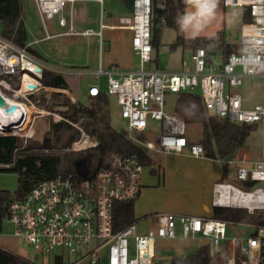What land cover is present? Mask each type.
Wrapping results in <instances>:
<instances>
[{"label":"built area","instance_id":"obj_1","mask_svg":"<svg viewBox=\"0 0 264 264\" xmlns=\"http://www.w3.org/2000/svg\"><path fill=\"white\" fill-rule=\"evenodd\" d=\"M31 1L44 28L43 39L54 36L49 34L46 24L55 21L61 28L68 25L67 31L57 35L95 36L100 49L104 50L102 31L105 27L102 23L98 31L74 32L73 4L77 0ZM98 2L102 3V0ZM222 3L225 8L247 7L249 10L252 20L240 26L239 51L213 62L207 59L204 49L197 48L191 57L192 69L180 73L143 70L144 65L151 62L152 55V0H131L130 15L118 18L119 27L131 32V48L139 60L140 70L106 72L105 94L115 97L131 142L133 133L147 134L152 125H156V142L134 143L138 147L159 154L186 152L194 158H206L201 144L188 141L184 121L173 112L165 111L166 93L196 92L208 116L231 124L260 126L264 139V103L245 107L237 90L248 80L252 90L258 88L264 101V0H222ZM43 70L27 47H17L0 36V97L4 101L1 108L10 116L19 112L16 120L0 121V130L6 127L9 130L0 131V136L27 139L32 135L34 121L48 114L37 109L29 99L38 90L67 94L60 89L43 87ZM102 73V69L96 72L97 75ZM101 94L95 85L87 88V98L93 101ZM69 99L74 102L70 95ZM11 107L14 109L8 111ZM79 130L81 136L71 149L95 146L92 137L88 144H78L89 137ZM225 163L235 167L234 178L243 183V188L225 182L213 184L212 204L243 209L248 215L255 216L252 221L232 222L213 217L156 213L145 217V220H154V224L142 232L137 229L140 221L115 231V204L137 199L145 168L138 155L116 153L93 179L75 180L66 175L39 183L21 200L8 203L0 226L8 222L13 237L41 255L60 250V253L65 251L76 256V262L87 261L88 264H99L101 255L105 264H153L156 240L176 239L177 227L182 239H207L211 260L222 259V264H264V157L250 166H246L245 157L238 156ZM240 225L249 228L250 232L243 236H227V228Z\"/></svg>","mask_w":264,"mask_h":264},{"label":"trees","instance_id":"obj_2","mask_svg":"<svg viewBox=\"0 0 264 264\" xmlns=\"http://www.w3.org/2000/svg\"><path fill=\"white\" fill-rule=\"evenodd\" d=\"M183 9V0H163L160 9L153 6L152 0L150 41L152 51L153 49L157 51L163 27L175 31V42L172 47L177 45L184 47L186 41L183 35L179 34L175 24L177 14ZM251 20L248 8L242 7L241 23H249ZM0 36L17 47H27L31 55L35 54L30 45L27 46L30 41L23 22L20 0H0ZM187 43L196 49H204L207 59L218 53L225 59L230 53L239 51L238 42H226L223 31L210 37L190 39ZM41 84L43 87L66 90L64 77L52 71L43 70ZM174 95L173 113L185 124H201V138L197 143L202 145L206 158L221 162L222 177H226L228 166L225 161L235 150L242 147L245 138L256 130V126L231 124L216 116H208L196 92ZM29 99L36 107L59 113L63 119L49 123L41 143L37 146L30 142L29 147H24L22 138L17 136H0V172L16 175L14 193L0 190V222L6 215L8 203L21 200L39 183L66 175H71L75 180L93 179L113 154L134 153L140 157L144 166L155 165L146 149L138 147L110 125L103 114L104 108H101L104 109L101 114L81 102L72 103L64 93L44 89L38 90ZM92 102L95 106L104 107L108 104V99L105 94H101ZM72 124H77L87 136L94 138L95 146L68 150L72 142L81 136L80 130ZM159 170L160 166L157 164V169L152 168L150 173L158 176ZM134 203L135 200L115 204L113 211L115 231L137 221L134 216ZM211 217L232 222L253 220V217L243 209L217 206L212 207ZM0 264L37 263L0 247ZM49 264H63V261L61 257H55ZM153 264H211V258L208 254V245H201L194 253L183 257L174 256L165 263L155 260ZM218 264H222L221 261Z\"/></svg>","mask_w":264,"mask_h":264},{"label":"rangeland","instance_id":"obj_3","mask_svg":"<svg viewBox=\"0 0 264 264\" xmlns=\"http://www.w3.org/2000/svg\"><path fill=\"white\" fill-rule=\"evenodd\" d=\"M111 0H103L102 3L95 2L94 0H77L73 4V23L72 27L74 32L80 33L85 30L97 31L100 28V24L107 25ZM22 6L23 22L26 27V31L31 42L30 47L34 50V53L38 60L45 62L55 72L61 74L66 82V90L69 92L70 97L76 102H81L90 109H94L97 112H102L106 116L110 125L117 130L121 135L128 137V130L125 121L120 116L119 106L116 99L112 95H107L108 104L106 106H95L93 99L87 98L86 92L89 85H95L104 93L107 92V75L103 74L99 77V80H94L89 71L98 68V63L101 55V49L99 46L98 38L95 36H82L76 35H57L62 34L68 30V25L65 28H61L55 21L47 22L46 28L49 34L54 35L50 38L43 39L44 28L39 16L36 13L34 4L31 0H20ZM163 0H156L153 3L156 8H162ZM241 10L240 7H227L226 12L230 15L231 28L226 30V37L229 41H239V32L241 24ZM67 17V14H65ZM112 16H116L112 14ZM119 18V17H118ZM118 18H116L118 20ZM159 23L156 24V27ZM103 31H107L104 28ZM160 43L157 47L158 61L153 62L150 65L145 64L144 68L147 69H159L167 71L173 68L174 65L179 66L181 64V54L184 48L180 45L172 47L175 42V31L169 27H163L160 34ZM103 48H105V42H103ZM156 49H153L152 57H155ZM155 60V59H154ZM139 62V61H138ZM153 64V65H152ZM139 67V64H136ZM78 71H81L79 73ZM246 88V87H245ZM244 90V88H243ZM51 92V91H50ZM254 93H248L251 102L261 101L259 95L261 92L258 88H254ZM69 97L68 94H65ZM165 111L167 113L173 112L175 95L166 93L164 96ZM71 101V100H70ZM72 102V101H71ZM73 103V102H72ZM42 117H38L32 126V135L23 140L24 147H29V143H33V146H37L41 143L43 134L47 131L50 122L55 123L63 118L59 113L48 111ZM104 108V109H101ZM76 129H80L77 124H72ZM186 137L189 142H198L201 138V124L199 123H187L185 124ZM0 131H9L8 127L1 129ZM3 132V133H4ZM12 132V131H11ZM8 132V133H11ZM156 125L153 124L150 131L145 133L136 134L133 133V143H143L146 140L156 142L157 138ZM77 141V140H76ZM261 141L260 129L257 128L251 132L242 147H245L250 143H257ZM75 142V141H74ZM72 142V144L74 143ZM71 144V146H72ZM70 146V149L72 150ZM260 152V149H257ZM148 154L155 162L153 166H145L141 173V181L150 185L145 192V196L141 198V201H135V211L139 214L137 219H141L145 212H180L189 208L192 204L197 206L199 198L209 200L212 193V185L215 182H228L238 188H243V183L235 180L233 177L235 174V167L228 166L229 178H221L222 176V164L218 160L206 159L195 160L192 158H186L184 156L176 154H159L154 151H148ZM236 154H232L229 158H234ZM157 164L163 171V176L157 180L156 175L150 173L151 169H157ZM163 178V181L161 180ZM264 186V184H262ZM0 190H7L14 193L16 190V175L13 173L0 172ZM253 218L255 216H252ZM144 220L137 223V229L143 231L147 226V221ZM177 238L173 240L158 239L155 242L154 253L155 260L157 262H168L170 258L181 255L183 252H187L203 244L205 240H189L181 239L180 232L177 227ZM250 232V229L240 225L237 227L227 228V236L235 237L238 235H244ZM0 247L11 251L21 257H24L37 264H49L52 263L54 256L60 254V250L53 251L48 255H41L35 252L32 247L23 244L17 238L12 235V228L8 222H3L0 226ZM171 254H174L173 256ZM78 258L74 255L68 254L62 251L63 264L76 263ZM219 259L216 261L211 260V264H218ZM78 264H88L87 261H80ZM99 264H105L103 255Z\"/></svg>","mask_w":264,"mask_h":264},{"label":"crops","instance_id":"obj_4","mask_svg":"<svg viewBox=\"0 0 264 264\" xmlns=\"http://www.w3.org/2000/svg\"><path fill=\"white\" fill-rule=\"evenodd\" d=\"M94 1L98 2V0H94ZM102 2H103V0H102ZM155 2H156V0H153V3H155ZM110 8H111V12H109L108 23H107V25L103 24L104 27L107 29V31H102L103 42H105V48L101 52L99 63H98V68L93 69L92 71L88 72V75L90 74V76L94 80L95 79L99 80V77L101 75H103V74L107 75L106 72L111 71V70L114 71V70L118 69L119 71H123V72H128V71L138 72L140 70V64L138 62L139 60H138L137 56L134 55L132 48H131V32L128 29L119 27L118 20L116 19L118 17L130 15V13H131V0H111L110 1ZM225 10H226V8L223 6L222 0H217V7L215 10V15L210 20V22L206 25L204 30L201 31L195 37H189L187 35H183L186 42H185L184 47H183L184 50L181 54V64L179 66L174 65L173 68H171L170 70H167L168 72L180 73V72L189 71L192 69L191 57H192V54L196 48L194 46H192V44L187 43V41H189L190 39L199 38V37H210V36H214L216 33L220 32V31H223L224 38H225L226 42H235V41H229L226 37V34H227L226 30L228 28H231V20H230L229 13L226 12ZM112 14H114L116 16H112ZM241 24H240V26H241ZM29 44H31V42ZM155 54H156L155 57H152V55H151V62L148 63L149 65L153 62L158 61L157 51L155 52ZM32 56L37 60V62L40 65H42L44 67V69L46 71L55 72L45 62L38 60V58L36 57L35 54H32ZM208 60H212L213 62H218L221 60V56L218 53L214 56H211ZM137 63L139 64V67L136 66ZM99 69H102L103 73L100 75H97L96 72H98ZM143 70L148 72V71H156L159 69H150L149 68L146 70L143 67ZM56 73H58V72H56ZM243 88H244V90H243ZM237 90H238V93L241 95V98L243 100V105L245 107H251L256 103H261V102L264 103L263 98H262V94H261V96L259 95V97H260L259 100H261V101L251 102V99H249L248 93L251 94L254 92L251 89V84H250V81H248V80H245L243 85L240 88H238ZM63 92H66L69 95V92L67 90H63ZM101 92H102V94H105L104 91H101ZM257 128L260 129V133H261L260 126H257L256 129ZM248 137L249 136H247L245 138L244 143ZM257 149H260V152ZM234 154H236V156H238V157H245L247 159V162H248V164L246 166H250L254 161H257V160H260L261 158H263L264 157V139H263L262 135H261V141L258 145H257V143L247 144L245 147H240L239 149L235 150L233 155ZM176 155L184 156L186 158H192L195 160H201L198 158L191 157L186 152H184L182 154H176ZM206 159H208V158H204L203 160H206ZM158 173H159V175L157 176V180L160 179V175H161V177L163 176V171H161V169H160L158 171ZM221 178H223V177L221 176ZM226 178H229V176H226ZM161 180L163 181V178H161ZM215 183H221V182H215ZM215 183H213V184H215ZM225 183H228V182H225ZM149 187H150L149 184L141 181V190H140L139 196L135 200L136 202L141 201V198H143L145 196V192H146L147 188H149ZM135 203H134V216L138 218L139 214H137L138 212L135 211ZM198 205L199 206H197L196 203L192 204L191 206H189L188 209H186L184 211H180V212H161V213L185 214V215H192V216H197V217H211L212 207H213L212 193H211V197L209 200H205L204 198H199ZM156 213H160V212H155L154 210L151 212H145L144 214H142L143 216H141V217L145 218L149 215L156 214ZM141 219H137V221H141ZM146 221L148 223H147V226L144 230H146L147 227L152 226L154 224V220H146ZM199 239L205 240V242L201 245H208V240L205 238H195V239H189V240H199ZM201 245H199V246H201ZM198 247L193 248L191 250L189 247L188 250H185L187 252H183V254L177 255V256L183 257L187 254L194 253V252H196ZM171 255L173 256L174 254H171ZM55 257H61L62 258V253L54 256V258ZM78 263L79 262L72 263V264H78Z\"/></svg>","mask_w":264,"mask_h":264},{"label":"clouds","instance_id":"obj_5","mask_svg":"<svg viewBox=\"0 0 264 264\" xmlns=\"http://www.w3.org/2000/svg\"><path fill=\"white\" fill-rule=\"evenodd\" d=\"M184 9L175 18L179 34L197 36L215 15L217 0H183Z\"/></svg>","mask_w":264,"mask_h":264},{"label":"bare ground","instance_id":"obj_6","mask_svg":"<svg viewBox=\"0 0 264 264\" xmlns=\"http://www.w3.org/2000/svg\"><path fill=\"white\" fill-rule=\"evenodd\" d=\"M29 110V109H28ZM31 111V110H30ZM15 115L10 116V113H7L5 110H3L0 107V121H8L10 118H13V120L18 119L19 112L14 113ZM92 138L86 137L82 139L78 144H88Z\"/></svg>","mask_w":264,"mask_h":264},{"label":"water","instance_id":"obj_7","mask_svg":"<svg viewBox=\"0 0 264 264\" xmlns=\"http://www.w3.org/2000/svg\"><path fill=\"white\" fill-rule=\"evenodd\" d=\"M4 106V101L3 99L0 97V107ZM14 109V107H11L10 110L8 111H12Z\"/></svg>","mask_w":264,"mask_h":264}]
</instances>
